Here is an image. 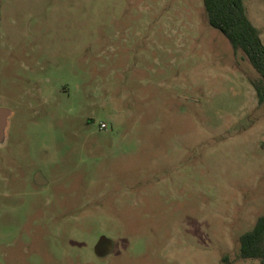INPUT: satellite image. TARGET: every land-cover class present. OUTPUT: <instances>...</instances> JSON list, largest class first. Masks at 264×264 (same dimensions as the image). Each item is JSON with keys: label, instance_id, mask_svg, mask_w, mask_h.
<instances>
[{"label": "rangeland", "instance_id": "374dc122", "mask_svg": "<svg viewBox=\"0 0 264 264\" xmlns=\"http://www.w3.org/2000/svg\"><path fill=\"white\" fill-rule=\"evenodd\" d=\"M256 77L203 0H0V264H263Z\"/></svg>", "mask_w": 264, "mask_h": 264}, {"label": "trees", "instance_id": "16d2710c", "mask_svg": "<svg viewBox=\"0 0 264 264\" xmlns=\"http://www.w3.org/2000/svg\"><path fill=\"white\" fill-rule=\"evenodd\" d=\"M210 24L230 41L235 52L242 51L259 77L250 81L258 101L264 105V42L259 29L246 13L244 0H203ZM240 256L259 259L264 264V213L253 228L240 236Z\"/></svg>", "mask_w": 264, "mask_h": 264}, {"label": "water", "instance_id": "95a60500", "mask_svg": "<svg viewBox=\"0 0 264 264\" xmlns=\"http://www.w3.org/2000/svg\"><path fill=\"white\" fill-rule=\"evenodd\" d=\"M9 114V110L6 107L0 106V129L6 124Z\"/></svg>", "mask_w": 264, "mask_h": 264}, {"label": "crops", "instance_id": "0c3cea01", "mask_svg": "<svg viewBox=\"0 0 264 264\" xmlns=\"http://www.w3.org/2000/svg\"><path fill=\"white\" fill-rule=\"evenodd\" d=\"M255 25V24H254ZM258 29H259V31H260V28H259V26L258 25H255ZM260 34H261V31H260Z\"/></svg>", "mask_w": 264, "mask_h": 264}, {"label": "built area", "instance_id": "2783aa9c", "mask_svg": "<svg viewBox=\"0 0 264 264\" xmlns=\"http://www.w3.org/2000/svg\"><path fill=\"white\" fill-rule=\"evenodd\" d=\"M106 125H107V124H105V123L102 124L103 127H106Z\"/></svg>", "mask_w": 264, "mask_h": 264}]
</instances>
